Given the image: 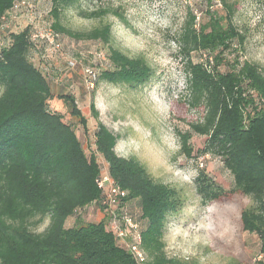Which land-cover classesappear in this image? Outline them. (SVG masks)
Instances as JSON below:
<instances>
[{
	"label": "trees",
	"instance_id": "trees-1",
	"mask_svg": "<svg viewBox=\"0 0 264 264\" xmlns=\"http://www.w3.org/2000/svg\"><path fill=\"white\" fill-rule=\"evenodd\" d=\"M46 1L54 19L50 27L59 36L108 45L111 69L101 72L96 82L132 87L148 83L150 66L143 57H130L113 45L110 24L70 32L59 17L78 0ZM218 1L225 16L208 12L199 23L189 13L175 37L184 64L187 104L201 107L203 113L191 130L206 138L203 152L220 157L233 178L229 191L217 190L205 179L198 183V178L196 189L203 203L233 194L248 198L250 204L240 212L241 228L256 235L264 252V70L244 62L229 72L218 71L222 54L232 43L244 41L232 24L235 5ZM13 2L0 0V25ZM77 14L84 19L102 20L108 14L122 18L109 8H79ZM29 27L9 31L11 44L0 52V264H136L118 244L106 215L97 222L78 220L73 227H65L69 217L100 204L96 179L103 163L115 185L126 192L125 200L139 209L138 222L133 219L140 228L146 264H184L167 257L163 242L167 217L183 205L180 190L155 181L135 158L118 156L117 136L99 121L95 151L85 152L72 126L61 114L48 110L54 96L45 76L30 61L37 48L29 40ZM202 51L213 54L211 62L191 59V54ZM57 99L85 128L86 119L74 98L60 95ZM90 110L97 120L93 104ZM177 136L180 151L188 155L190 133ZM46 222V228L38 232Z\"/></svg>",
	"mask_w": 264,
	"mask_h": 264
},
{
	"label": "rangeland",
	"instance_id": "rangeland-1",
	"mask_svg": "<svg viewBox=\"0 0 264 264\" xmlns=\"http://www.w3.org/2000/svg\"><path fill=\"white\" fill-rule=\"evenodd\" d=\"M225 1L235 5L232 24L244 41L241 45L232 43L222 54L218 71L229 72L244 62L264 70V0ZM79 8H109L122 18L108 14L102 20L84 19L77 14ZM50 11L48 1L41 3L39 22L54 23ZM208 12L222 17L226 14L218 0H78L62 11L59 22L73 33L110 24L113 45L130 57H143L151 68L150 80L141 87L97 81L94 90L86 89L83 67L94 68L97 77L111 69L108 45L101 41L76 40L62 34L59 53L51 55L46 47L38 46L30 61L51 87L54 98L48 102V110L61 114L63 121L72 126L87 154L95 151L94 133L99 121L117 136L118 156L135 158L155 181L180 190L183 205L167 217L163 232L168 258L184 264H264L261 241L256 235L243 232L240 224V212L250 200L233 194L203 203L196 189L197 178L198 183L205 179L217 190L229 191L233 186V178L220 157L203 152L206 138L191 130V124L199 122L203 113L201 107L187 104L184 64L175 41L189 13L200 23ZM23 21L22 18L11 23L10 31H20L18 26H24ZM191 59L204 64L211 62L213 54L193 53ZM70 61L76 63L75 67H69ZM60 95L74 98L86 119L85 128L57 99ZM91 104L98 114L97 120L91 114ZM178 133L191 135L188 155L180 151ZM97 160L102 161L101 157ZM126 208L138 222L137 205L127 202ZM99 212L97 207L89 206L70 217L68 224L75 225L78 220L84 224L97 222L103 218L99 217L103 212ZM46 226L47 222L38 232Z\"/></svg>",
	"mask_w": 264,
	"mask_h": 264
},
{
	"label": "built area",
	"instance_id": "built-area-1",
	"mask_svg": "<svg viewBox=\"0 0 264 264\" xmlns=\"http://www.w3.org/2000/svg\"><path fill=\"white\" fill-rule=\"evenodd\" d=\"M43 2L45 0H14L12 8L1 20L0 35L2 34V36H0V52L11 44L9 38L10 24H16L22 18L24 19V26H18V28L21 27L23 29L30 26L29 40L36 48L44 46L51 55L61 51L60 36L51 29L50 24L47 25L42 21L39 22L40 13L38 10L40 4ZM68 65L72 68L75 67L76 63L70 61ZM82 75L86 89L89 91L94 90L97 79L94 68L91 66L83 67ZM96 184L101 190L100 204H93L91 206L97 207L106 215L107 225L118 244L132 256L135 263L146 264V255L140 248L139 225L134 221L132 214L126 208L127 200L125 199L127 194L116 186L108 176L107 165L105 163L101 166ZM101 208L103 209L101 210Z\"/></svg>",
	"mask_w": 264,
	"mask_h": 264
},
{
	"label": "crops",
	"instance_id": "crops-1",
	"mask_svg": "<svg viewBox=\"0 0 264 264\" xmlns=\"http://www.w3.org/2000/svg\"><path fill=\"white\" fill-rule=\"evenodd\" d=\"M100 213V212H99ZM99 215H102V214H99ZM100 218L102 217V216H99ZM68 219H70V217L68 218ZM68 219L66 220V222H65V227L66 228H70V227H73L74 225L73 224H71V225H69L68 223Z\"/></svg>",
	"mask_w": 264,
	"mask_h": 264
}]
</instances>
